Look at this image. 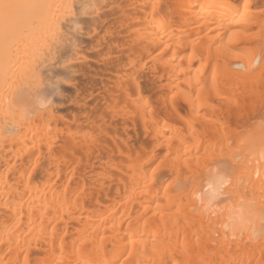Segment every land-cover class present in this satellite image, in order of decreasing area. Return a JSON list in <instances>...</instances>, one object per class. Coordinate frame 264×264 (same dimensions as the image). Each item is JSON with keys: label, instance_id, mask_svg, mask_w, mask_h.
<instances>
[{"label": "bare ground", "instance_id": "obj_1", "mask_svg": "<svg viewBox=\"0 0 264 264\" xmlns=\"http://www.w3.org/2000/svg\"><path fill=\"white\" fill-rule=\"evenodd\" d=\"M0 5V264H264V0Z\"/></svg>", "mask_w": 264, "mask_h": 264}, {"label": "snow or ice", "instance_id": "obj_2", "mask_svg": "<svg viewBox=\"0 0 264 264\" xmlns=\"http://www.w3.org/2000/svg\"><path fill=\"white\" fill-rule=\"evenodd\" d=\"M0 7H3V5H0Z\"/></svg>", "mask_w": 264, "mask_h": 264}]
</instances>
